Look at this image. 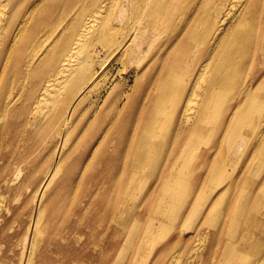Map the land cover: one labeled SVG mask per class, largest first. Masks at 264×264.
Wrapping results in <instances>:
<instances>
[{
  "label": "bare ground",
  "instance_id": "6f19581e",
  "mask_svg": "<svg viewBox=\"0 0 264 264\" xmlns=\"http://www.w3.org/2000/svg\"><path fill=\"white\" fill-rule=\"evenodd\" d=\"M42 1L37 0L23 13L18 24L14 19L18 13L0 4V143L7 137L6 132L16 127H23L24 137L30 129L42 127L47 130V137L54 130L65 128L76 136L82 153L91 159L101 146L110 142L111 132L119 124L127 126L125 116H134L131 122L128 120L130 132L124 134L121 145L118 138L113 141L119 145V151L108 153L111 158L121 157V176L127 183L119 187L123 192L112 208L105 238L135 227L137 224L130 220L137 215L141 216V224L136 227L140 233L127 254L129 264H204L209 260L214 264H264V249L258 238L260 233L264 234L263 181L253 186L261 190V201L253 203L250 198L249 205L245 201L251 182L264 169L263 162L248 170L250 178L246 173L236 175L249 183L237 199L238 202L243 199L244 211L214 220L223 202L229 199V192L236 189V183L230 182L234 178L235 168L230 171L234 158L237 157L238 163L245 153L250 157L254 152L257 161L261 154L264 156V0H121L119 6L115 5L117 0L95 5L85 0L82 6L70 7L60 15L64 16L39 30L30 19L39 16L35 9ZM127 6L132 13L133 37L127 38L126 48L118 53L114 51L118 28L113 20L124 22ZM222 7L224 14L217 24ZM168 21L182 22L176 32L168 33L171 30ZM227 21L234 23V29L225 35L223 26ZM185 37L194 50L209 46L212 39L203 61L198 58L185 62L183 51H174L175 43L185 42ZM219 44L221 51L213 60ZM154 48L156 54L153 52L151 59L158 56L162 60L154 79L158 92H144L146 102L137 103L139 95L136 97L134 90H127L125 83H120L123 90L117 91L115 106H109L105 100L100 103L104 85L97 81V72L103 69L105 61L109 58H119L122 63L136 61L139 72L145 73L151 63L145 53ZM101 50L107 52L101 56ZM18 64L21 71L9 68ZM235 77L239 92L233 96L230 112L217 125L226 147L225 161L214 162L221 143L213 148L196 176L166 175L160 181V192L166 196H158L151 202L150 195L137 193L133 185L134 181H140L137 173L144 172L143 185L159 162L169 157V162L183 158L180 150L188 149L187 139L198 138L194 144L198 148L204 143L203 131L214 134L212 116L218 110L219 100L231 94L227 81ZM116 88L111 86L110 93ZM123 98L125 101L119 106ZM162 124L172 129L165 131ZM19 141L10 138V144ZM167 141L172 143L171 148L159 151L157 144ZM178 151L180 156L176 155ZM165 168L168 166L162 172ZM172 168L173 164L165 171L170 173ZM141 203L147 205L143 215L137 212L143 206ZM186 205L191 208L190 221L199 219L200 224L187 223L185 229L192 230L198 238L191 246L176 250L170 247L168 252L170 241L166 244V236L178 227ZM222 212H226V207ZM198 227L200 231H193L192 228ZM220 229L219 234L211 235V231L218 233ZM109 241H114V236ZM114 255L111 259L97 260L102 263L92 262L96 255H82L85 257L82 264H118L122 254Z\"/></svg>",
  "mask_w": 264,
  "mask_h": 264
},
{
  "label": "rangeland",
  "instance_id": "374dc122",
  "mask_svg": "<svg viewBox=\"0 0 264 264\" xmlns=\"http://www.w3.org/2000/svg\"><path fill=\"white\" fill-rule=\"evenodd\" d=\"M36 1L0 0V4H6L9 10L18 13L17 17H14L15 23L18 24L22 14L32 8ZM102 1L104 0H90L91 3L89 4L95 5ZM85 2V0H43L35 9L36 14L39 16L31 18V24H35L39 30H42L46 23L55 22L64 16L70 7L77 9ZM120 2L121 0H117L115 5L119 6ZM66 7V11H63ZM220 11L217 14V24H219L218 22L224 14V7L220 8ZM62 12L64 14L60 16ZM125 14L127 15L124 22L115 19L113 15L115 19L113 23L118 28L115 37L118 43L114 51L118 53L123 52L126 48L127 38L133 37L130 32L133 20L129 6H127ZM181 22L168 21V26L171 29L168 33L176 32L181 26ZM227 24H230V27L226 28L225 25L227 26ZM225 25L223 26L225 35L233 32L234 23L227 21ZM182 37L180 36V40ZM211 42L212 39L209 41V46ZM212 45H214V42ZM209 46L205 44L198 50H194L185 37V42L175 43L174 51L178 53L183 51L185 62L195 61L198 58L203 61L206 55L205 51ZM221 47L222 44L216 47L217 50L213 53V60L218 56ZM155 50L154 48L145 53L146 58L151 59ZM106 52V50H101L99 54L103 56ZM108 53L112 52L109 51ZM157 57L151 59L145 73L139 72L136 61L122 63L119 58H109L108 61H105L103 69L97 72V81L104 85L100 103L105 100L109 106H115L116 93L123 90L122 86H119L120 83H125V89L134 90L136 97L139 95L137 103H145L146 98L142 96L144 92H158V86L154 79L162 65V60ZM142 61L146 60L143 59ZM19 67L18 64L9 68L21 71ZM109 82H113V85L117 86L113 93H110V87L113 85ZM227 85L231 88V94L219 100L218 110L211 119L214 124V134H210V131H203L201 137L204 143L198 148L194 146L198 138L193 136V138L187 139L188 149L180 150L183 158L178 162H169L171 160L169 157L162 161L163 163L160 164L159 162L143 185H141V178L144 176V172L137 173L136 178L140 180L139 184L137 181L133 182V185H136L135 191L137 193L141 192V196L150 195L151 202L157 199L158 196H166L167 194L164 195L160 192V181L166 175L181 174L183 178L196 176L201 165L212 154L213 148L218 147L221 143L222 145L217 151L214 162L216 160L219 163L225 161L226 147H224V141L222 142L217 125L228 115L230 104L234 100L233 96H236L239 92L237 77L228 80ZM106 86L110 87L105 89ZM8 91L5 90V93ZM124 101V98L120 100L119 106ZM165 106H167L166 103ZM133 117L127 114L124 118L127 126L119 124L116 130L111 132L110 142L101 146L97 156L91 159L89 155L82 153L83 148L77 144L76 136L67 133L64 130L65 128L58 131L54 130L47 137L45 136L47 130L42 127L36 130L30 129L27 137L21 136L23 127H16L14 130L6 132L5 136L7 137L0 143V264H82L83 259H85L82 255H96L92 262L102 263L97 262V260L111 259L116 256L114 255L116 252L122 254L117 262L118 264L130 263L127 254H129L132 244L139 236L140 230H137L136 227L141 224V216L132 217L130 221L137 225L128 232H113L108 238H105V235L109 232L106 224L112 216V208L119 203L122 195L120 192H123V190L119 191V187H123L127 183V180L123 182L121 176L122 159L118 156L119 153L117 154L119 159H116V157L111 158L108 153H112L114 150L119 151L120 141H122L124 134L130 132L128 120L131 122ZM18 119H22V116ZM161 127L164 128L165 125L162 124ZM171 129L172 126L167 124L165 131ZM10 138H17L20 141L10 144ZM117 138L119 139V145L113 142ZM194 138L196 139L194 140ZM171 146L172 143H169V141L157 144L159 151L164 150L165 147L171 148ZM242 148L243 146H241ZM180 153L178 151L176 155L180 156ZM237 160V157H235L234 165L230 168L231 172L235 168L233 171L234 178L230 179L232 180L230 182L236 183L235 192H229V199L223 202L221 212H218L214 217L215 221L224 218L228 213L238 214L244 211L243 199L239 202L237 199L239 195L243 194L249 183L245 184L246 181L236 175L239 172H241V175L246 173L247 178H250L248 170L253 169L257 163H264V156L261 154L257 161L254 152L250 157L245 153L238 163H236ZM172 164L171 172H166L165 170L171 167ZM165 166H168V168H165L162 172V168ZM131 175H129V178ZM261 182L264 184V169L260 171L251 182L250 188L247 189L248 191L245 194L247 205H249L250 198L253 203L261 201V199L259 200L261 190L253 187ZM197 189L194 187L193 190L197 191ZM189 191L192 194V190ZM249 192L250 194L247 195ZM257 193H259L258 197ZM246 195L249 197L248 201ZM185 197L186 195L184 199L187 200ZM129 200L130 198H127L128 202ZM142 205L137 211L141 212V215L144 214L143 209L147 206ZM225 207L226 212L224 213L222 210ZM237 207L239 208L237 209ZM190 209L187 205L183 207L182 215L184 216L178 221V227L171 230L168 237L166 236V239L168 238L166 244L170 241L168 252L170 247L171 250H176L191 246L198 238L192 230L185 229L187 223L191 226L200 224L199 219L190 221L188 217ZM192 229L193 231L201 230L200 227ZM221 230L218 233L211 231V235L215 236ZM111 236H114V241H109ZM258 238L264 249V234L260 233ZM204 264L214 263L209 260Z\"/></svg>",
  "mask_w": 264,
  "mask_h": 264
}]
</instances>
